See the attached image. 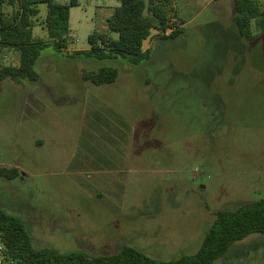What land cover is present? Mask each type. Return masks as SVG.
I'll return each instance as SVG.
<instances>
[{
    "label": "rangeland",
    "instance_id": "374dc122",
    "mask_svg": "<svg viewBox=\"0 0 264 264\" xmlns=\"http://www.w3.org/2000/svg\"><path fill=\"white\" fill-rule=\"evenodd\" d=\"M77 1L70 51L88 50L94 32L117 39L106 21L118 1ZM207 2L175 0L169 17L191 22L172 39L153 32L138 65L48 46L35 82L0 81V167L20 173L0 178V209L23 222L34 249L103 257L128 247L173 261L198 251L217 212L264 202V17L246 40L230 5ZM39 9L33 33L45 41ZM103 67L117 70L112 84L84 78ZM213 264H264V234Z\"/></svg>",
    "mask_w": 264,
    "mask_h": 264
},
{
    "label": "trees",
    "instance_id": "16d2710c",
    "mask_svg": "<svg viewBox=\"0 0 264 264\" xmlns=\"http://www.w3.org/2000/svg\"><path fill=\"white\" fill-rule=\"evenodd\" d=\"M59 0H0V46L13 48L19 52L18 67H0V81L9 79L15 82H35L37 74L34 65L40 52L52 46L57 53L65 51L70 44V9L78 5L70 0L62 5ZM119 6L107 19L108 33L117 35L111 39L107 33L94 32L88 37L90 48L74 51L68 57H85L96 61L121 58L138 65L149 58L151 51H143L142 45L150 37L152 30L161 34L160 38L172 39L179 35L175 18L169 17L171 0H116ZM8 5L13 9L11 17L4 15L2 8ZM39 5H45L46 16L43 26L48 42L34 38L32 29L40 14ZM264 7V3L262 4ZM261 4L254 0H233L234 22L240 35L251 40V23L264 17ZM170 21L172 23H170ZM260 25H263V19ZM169 35H165L171 30ZM94 85H107L115 82L117 70L103 67L84 74ZM17 169L0 167V178L16 179ZM253 234H264V202L257 201L240 206L234 211L217 212L213 223L203 237L198 251L173 261L154 260L134 249L123 247L112 256L89 257L83 253L60 255L50 250L33 248L23 222L0 209V242L19 264H213L222 258L230 247Z\"/></svg>",
    "mask_w": 264,
    "mask_h": 264
},
{
    "label": "crops",
    "instance_id": "0c3cea01",
    "mask_svg": "<svg viewBox=\"0 0 264 264\" xmlns=\"http://www.w3.org/2000/svg\"><path fill=\"white\" fill-rule=\"evenodd\" d=\"M175 0H171V10L174 12V10L176 11V13H177V10L175 9ZM212 4H216V5H218L219 7H221V8H225V6H228L229 7V5H230V7H231V9L234 11V8H233V0H208V2L206 3V7L207 6H210V5H212ZM205 6L200 10V12H199V14L202 12V11H204V9L206 8ZM40 10V9H39ZM176 13H174L173 14V16L175 15V18L174 19H172L173 21L175 20L176 21V25H178L177 26V29H179V30H182L184 27H185V25H188L190 22H191V20H188L186 23H184V22H182L180 19H178L177 17H176ZM235 13V12H234ZM234 17H232V18H228L231 22H233L234 21V19H233ZM230 22V23H231ZM37 26H41V25H38V24H36ZM35 25V26H36ZM34 26V27H35ZM33 27V28H34ZM156 33L157 31H155V30H152L151 32H150V37L151 36H153V34L154 33ZM105 33V32H104ZM32 34H33V37L34 38H39V37H35L34 36V33H33V29H32ZM69 34H70V29H69ZM47 36V35H46ZM149 37V38H150ZM149 38L147 39L148 41H149ZM158 38H160V37H158ZM39 39H41V38H39ZM42 40V39H41ZM46 40H48V38L46 39ZM45 40V41H46ZM69 40H70V35H69ZM146 40V41H147ZM43 41V40H42ZM152 45H153V43H152ZM2 46H0V57H1V55H4V53H1V52H3L4 50H6L7 48L8 49H10L9 47H2ZM13 48H11V50H12ZM15 52H16V55H15V57L13 58V57H10V56H8V57H5V56H2L1 58H3L4 57V63H3V61H1L0 62V66H1V64H2V66L1 67H18L19 66V59H20V55H19V52L18 51H16L15 49H13ZM147 51H151V49L150 48H148L147 49ZM70 52H74V51H70L69 50V47L65 50V51H63L62 53H61V55H64V56H69L71 53ZM6 58H11V61L12 60H14L11 64H8V59L6 60ZM4 81V80H3ZM13 82V81H12ZM25 81H22V82H16L17 84H19V85H21L22 83H24ZM27 82V81H26Z\"/></svg>",
    "mask_w": 264,
    "mask_h": 264
},
{
    "label": "built area",
    "instance_id": "2783aa9c",
    "mask_svg": "<svg viewBox=\"0 0 264 264\" xmlns=\"http://www.w3.org/2000/svg\"><path fill=\"white\" fill-rule=\"evenodd\" d=\"M259 2L260 4L264 3V0H254ZM173 22V21H172ZM173 29L168 30L165 35H169ZM0 264H19L17 260L12 258L9 253L6 251L2 243L0 242Z\"/></svg>",
    "mask_w": 264,
    "mask_h": 264
}]
</instances>
